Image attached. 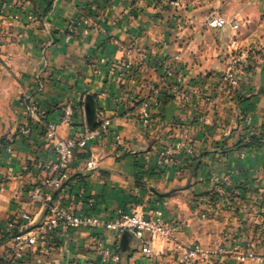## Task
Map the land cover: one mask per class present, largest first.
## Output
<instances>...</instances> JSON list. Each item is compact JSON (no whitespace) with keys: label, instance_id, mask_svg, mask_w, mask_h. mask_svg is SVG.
<instances>
[{"label":"crops","instance_id":"0c3cea01","mask_svg":"<svg viewBox=\"0 0 264 264\" xmlns=\"http://www.w3.org/2000/svg\"><path fill=\"white\" fill-rule=\"evenodd\" d=\"M210 11L227 23L208 26ZM88 12L90 30L69 32ZM189 13L166 23L155 0H0V264L14 244L8 221L29 212L40 223L45 215L29 190L42 179L41 165L55 158L44 136L47 123L67 138L109 121V133L75 149L67 178L51 198L103 221L131 208L157 213L176 226L169 238L152 243L159 264H179L177 244L215 250L234 236L255 237L258 199L251 190L264 185V146L235 144L252 135L264 139V0H208ZM233 58L245 62L247 73L231 92L221 76ZM38 72L44 83L35 92ZM30 92L40 118L25 110L23 95ZM154 96L159 105L145 129L139 104ZM67 106L72 115L61 124ZM175 140L184 141L185 150L156 166L163 147ZM259 200L264 204V196ZM240 203L245 207L235 208ZM95 237L122 264L142 256L129 232L80 227L55 232L15 264L98 260ZM256 247L264 253V246ZM220 258L188 264L229 262ZM237 264H258L257 257Z\"/></svg>","mask_w":264,"mask_h":264},{"label":"built area","instance_id":"2783aa9c","mask_svg":"<svg viewBox=\"0 0 264 264\" xmlns=\"http://www.w3.org/2000/svg\"><path fill=\"white\" fill-rule=\"evenodd\" d=\"M226 23L227 21L216 13L211 14L207 21V24L213 28H221ZM231 26L233 29L238 27L236 22H231ZM68 30H72L71 26ZM260 63L264 66V58L260 60ZM246 73L247 66L244 63L238 64L236 58H233L231 68L221 78L229 83L233 91H236L241 76H246ZM35 80V92H39L43 89L44 83L40 72L35 75ZM35 92L25 93L23 102L30 117L40 118L43 111L37 103ZM150 100L144 99L139 104L138 122L145 129L152 127L153 108H156L159 104L157 98ZM71 115L72 110L70 106H67L64 109L60 123H68ZM109 132L108 120L92 128L85 129L78 136L67 138L58 136L55 124H46L44 136L51 143L55 158L41 165L42 179L40 183L33 185L29 190V197L44 207L45 215L40 223H35L34 216L29 212H23L17 219L8 221L6 234L12 236L14 244L6 252L2 264H15L29 247L35 246L38 242H43L55 232L69 233L80 227L89 229L105 228L114 230L117 233L129 232L139 240L142 255L131 264H159L160 253L151 250L152 243L155 238H169L176 228L175 224L164 222L157 216V213L147 216L142 210L134 208L120 212L115 220L103 221L90 212L76 213L70 206L55 202L51 198V192L61 189L67 178V168L73 159L75 149L83 148L89 142L95 141ZM182 150H185L184 141L175 140L166 144L157 157L156 166L169 163L173 156ZM89 165L92 167V162H89ZM85 203L92 206L94 199L88 198ZM94 245V255L99 259L90 260L85 264H122L119 254L105 247L102 238L95 237ZM173 250L179 264H188L198 259H213L227 253L231 254V259L235 261H244L250 256L236 247L230 250L228 244H221L215 250H207L198 243L191 245L177 244ZM257 262L258 264H264V257H257Z\"/></svg>","mask_w":264,"mask_h":264},{"label":"rangeland","instance_id":"374dc122","mask_svg":"<svg viewBox=\"0 0 264 264\" xmlns=\"http://www.w3.org/2000/svg\"><path fill=\"white\" fill-rule=\"evenodd\" d=\"M205 1H208V0H155V3L161 5V7L163 9L162 17L164 18L166 23H169L171 20H174L175 22L178 23V22L182 21L184 18H187L189 16V14H190L189 11H190L191 7H194L197 5L201 6L202 3ZM215 13L218 14L215 11L208 12L205 16V19H204L205 23H207L208 17L211 14H215ZM90 14H91V12L84 13L77 20L71 22L69 24L68 28L71 26L72 30L71 31L68 30V31L71 33L86 34L90 30V28L93 26V21H92ZM30 17L31 16L29 15V18ZM231 63H232V60H231ZM243 63L245 64V62H243V61H240V60L238 61V64H243ZM126 67H129V65L126 64ZM230 68H231V64H230ZM172 69L173 68L171 67V70ZM171 70L168 69L166 74L170 75V74H168V72L171 73ZM242 78H243V76H241V79ZM227 84L230 88V91L234 92L232 90V88L230 87L228 82H227ZM239 85H240V83H239ZM154 97H156V96H154ZM158 105L156 107H158ZM251 191L255 193L254 196H256V198L258 199V201L255 202L254 203L255 205L253 206V208L254 207L256 208L254 211L255 214L258 215L257 216L258 219L256 221H253V224L255 226L254 232H256L255 237H252V239L248 238L246 241H244L241 239L242 238L241 235L234 236L232 240L231 239L225 240L221 244H228L230 250L233 247H236L238 250L246 253L247 255H250L249 257H251V256L264 257V253H261V252H260V254L256 253V251H257L256 246H259V245L264 246V211H262V210H264V204H262L259 200L261 195L264 196V185L261 188L253 189ZM239 206H240V208L245 207L242 203H240L239 205H236L235 208H238ZM226 256L229 258V262L227 264H237L239 262L240 263L243 262V261H235L234 259H231L232 258L231 254H228V253L224 254L222 256H218V257L213 258V259H218L220 257L222 258V257H226Z\"/></svg>","mask_w":264,"mask_h":264},{"label":"trees","instance_id":"16d2710c","mask_svg":"<svg viewBox=\"0 0 264 264\" xmlns=\"http://www.w3.org/2000/svg\"><path fill=\"white\" fill-rule=\"evenodd\" d=\"M264 146V139L258 136L252 135L247 139H243L235 144L238 148H248V147H260Z\"/></svg>","mask_w":264,"mask_h":264}]
</instances>
